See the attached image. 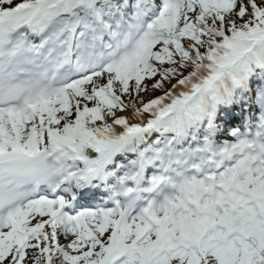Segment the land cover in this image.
I'll return each instance as SVG.
<instances>
[{
    "label": "snow or ice",
    "instance_id": "6c2138e0",
    "mask_svg": "<svg viewBox=\"0 0 264 264\" xmlns=\"http://www.w3.org/2000/svg\"><path fill=\"white\" fill-rule=\"evenodd\" d=\"M0 264H264V0H0Z\"/></svg>",
    "mask_w": 264,
    "mask_h": 264
}]
</instances>
